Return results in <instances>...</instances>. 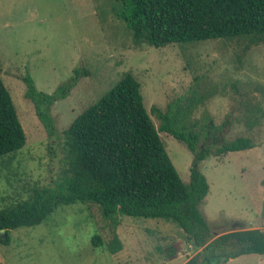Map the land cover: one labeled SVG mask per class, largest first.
<instances>
[{
	"label": "rangeland",
	"instance_id": "374dc122",
	"mask_svg": "<svg viewBox=\"0 0 264 264\" xmlns=\"http://www.w3.org/2000/svg\"><path fill=\"white\" fill-rule=\"evenodd\" d=\"M116 9L117 0H0L1 78L26 134L19 151L0 156V210L61 180L64 129L131 71L183 182L195 156L159 129L152 107L178 111L188 130L200 132L199 143L211 144L212 153L197 165L208 183L200 209L213 234L264 230V41L243 35L158 47L135 41ZM76 68L86 73L50 105L55 131L49 134L24 95L23 77L29 74L36 89L48 93ZM215 136L248 137L255 146L217 154ZM118 219L115 225L104 218L92 202L61 203L42 223L9 230L0 264H183L200 250L172 222L129 214ZM94 234L102 247L91 245ZM114 235L121 248L110 253L105 245ZM222 264H264V255L242 254Z\"/></svg>",
	"mask_w": 264,
	"mask_h": 264
},
{
	"label": "trees",
	"instance_id": "16d2710c",
	"mask_svg": "<svg viewBox=\"0 0 264 264\" xmlns=\"http://www.w3.org/2000/svg\"><path fill=\"white\" fill-rule=\"evenodd\" d=\"M115 14L135 41L145 40L158 47L243 35L252 43L264 41V0H117ZM1 72L0 60V156H4L19 151L26 143V134ZM83 72L76 68L71 78L48 93L37 90L29 74L23 77L24 95L49 134L55 131L50 105L64 97ZM152 108L162 121L159 129L185 143L195 156L188 183L181 180L171 163L143 104L138 78L125 71L64 129L66 167L61 180L50 188H34L27 199L0 210V229H4L0 244H8L9 230L40 224L59 204L77 201L97 204L102 216L115 225L119 216L128 214L174 223L193 248H200L183 264H222L242 254L264 255V230L213 234L200 209L208 183L197 165L212 153L211 144H200V132L188 130L178 111L172 114L171 109L161 112ZM210 139L217 154L255 146L243 136L233 141H222L219 136ZM91 245L103 246L97 234L91 236ZM105 247L110 253L118 251V237L114 235Z\"/></svg>",
	"mask_w": 264,
	"mask_h": 264
},
{
	"label": "water",
	"instance_id": "95a60500",
	"mask_svg": "<svg viewBox=\"0 0 264 264\" xmlns=\"http://www.w3.org/2000/svg\"><path fill=\"white\" fill-rule=\"evenodd\" d=\"M4 229H0V234L3 235Z\"/></svg>",
	"mask_w": 264,
	"mask_h": 264
}]
</instances>
